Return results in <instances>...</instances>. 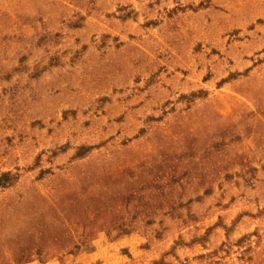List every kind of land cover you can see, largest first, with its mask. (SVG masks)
<instances>
[{"label": "rangeland", "instance_id": "1", "mask_svg": "<svg viewBox=\"0 0 264 264\" xmlns=\"http://www.w3.org/2000/svg\"><path fill=\"white\" fill-rule=\"evenodd\" d=\"M0 264H264V0H0Z\"/></svg>", "mask_w": 264, "mask_h": 264}]
</instances>
